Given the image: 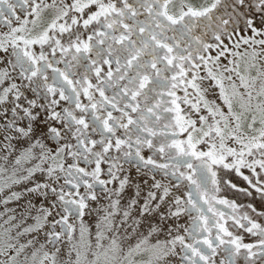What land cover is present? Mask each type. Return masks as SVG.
I'll use <instances>...</instances> for the list:
<instances>
[{"label": "snow or ice", "instance_id": "snow-or-ice-1", "mask_svg": "<svg viewBox=\"0 0 264 264\" xmlns=\"http://www.w3.org/2000/svg\"><path fill=\"white\" fill-rule=\"evenodd\" d=\"M0 264H264V0H0Z\"/></svg>", "mask_w": 264, "mask_h": 264}, {"label": "flooded vegetation", "instance_id": "flooded-vegetation-1", "mask_svg": "<svg viewBox=\"0 0 264 264\" xmlns=\"http://www.w3.org/2000/svg\"><path fill=\"white\" fill-rule=\"evenodd\" d=\"M237 179H238V178H237ZM223 194L226 195V196H227L228 198H230V199L235 198V199H238L239 202H242V203L247 202V201L241 200V199L238 198V197H234L233 194H232L231 192H229V191H226V190H225V191L223 192Z\"/></svg>", "mask_w": 264, "mask_h": 264}]
</instances>
